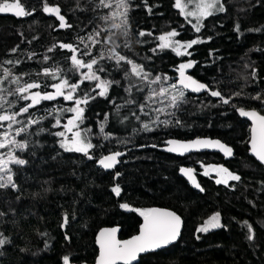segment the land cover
Masks as SVG:
<instances>
[{
  "label": "trees",
  "instance_id": "obj_1",
  "mask_svg": "<svg viewBox=\"0 0 264 264\" xmlns=\"http://www.w3.org/2000/svg\"><path fill=\"white\" fill-rule=\"evenodd\" d=\"M7 2L20 3L30 14L0 13V115L19 113L30 103L16 91L27 83L40 84L31 90L42 94L64 79L79 87L71 101L42 100L16 115L15 123L0 122V142L7 134L25 144L23 149L15 144L0 148L7 158V166L0 169V183L7 184L0 187V264H65V257L68 264H92L99 228L117 226L118 237L127 238L137 232L143 218L139 211L154 206L180 216L179 236L134 264H264V172L247 154L248 123L235 112L264 113V0H219L224 10L205 17L199 32L180 15L175 0H128L126 23L120 16L112 19L117 0H105L110 7L101 0ZM46 5L58 7L70 27L60 29L57 15L44 11ZM171 31L178 33L173 39L181 44L200 42L180 55L171 47L161 49L159 37ZM62 43L73 45L85 62L96 58L93 70L100 80L83 79L81 73L88 69H76L73 53L61 48ZM113 50L142 66L150 79L159 76L161 81L149 85L131 76L129 64L108 58ZM88 51L91 56L83 55ZM186 63L192 66L185 71L207 85L209 93L194 97L184 92L178 106L170 107L173 77ZM6 69L11 72L7 79ZM45 69L55 78L44 75ZM16 77L19 84L12 82ZM102 81L110 82L104 96L96 87ZM161 87L172 90L168 97L147 99ZM210 91L220 92L229 103ZM75 99L87 103L77 106ZM73 107L83 109L79 120L68 110ZM69 119L74 120L72 132L66 128ZM29 120L38 122L29 125ZM73 132L93 145L88 151L92 159L61 147ZM200 136L219 139L231 147L232 155L177 157L159 150L169 138ZM117 152L121 155L112 168L99 164ZM10 156L25 163L16 164ZM181 165L198 172L200 191L178 175ZM211 166L240 179L217 183L205 176ZM116 186L119 196L112 191ZM212 213L219 215L220 226L199 232Z\"/></svg>",
  "mask_w": 264,
  "mask_h": 264
},
{
  "label": "snow or ice",
  "instance_id": "obj_2",
  "mask_svg": "<svg viewBox=\"0 0 264 264\" xmlns=\"http://www.w3.org/2000/svg\"><path fill=\"white\" fill-rule=\"evenodd\" d=\"M188 2H191V0H186L185 3H181V0H175V6L180 10V13L184 15L185 17H193L196 20V24L193 25V27L196 29L197 32L200 30V25L203 20V18L210 16L213 14L212 10L216 8V5L219 3V0H195L194 4V11H186L188 7ZM101 4L105 7H110L109 4L105 3V0H101ZM116 12L112 13V19H115L117 16L123 17L122 23H126V17L128 13V0H117L116 2ZM220 11H223V6L219 8ZM14 12L15 15H27L30 13L25 12V10L22 8L21 4L18 2L9 3L7 0L5 2L0 3V13L2 12ZM44 11L46 13H54L57 15L58 19L60 20V27H66L70 25L65 24V19L62 15L59 14V8L58 7H49L45 6ZM105 22H107L108 17H104ZM120 25L113 24L112 27H119ZM99 35V32L97 33ZM141 36L145 35L144 32L140 33ZM178 33L176 31H171L167 33L166 36L159 37L161 44L160 48H172L173 51L176 52L177 55L181 54L180 49L181 48H191L192 45L200 42L198 40H192L190 42H187L186 44H181V42L174 40L173 38L176 37ZM91 39V37H90ZM100 42V41H96ZM61 48L68 49L70 52L73 53L71 55L70 59L73 64V66L76 69H84L87 68L88 72L81 73L82 78L86 80H100V77L96 75V72L93 70L94 65H97L98 61L96 58H92L90 62H85L84 60L77 57L76 49L71 44H60ZM87 47V46H86ZM15 51V49H13ZM49 51H52V49H49ZM83 55L91 56L92 53L90 51L83 53ZM116 59L117 64L119 65L121 61L129 64L131 66V76H135L138 80L146 81L149 85L154 84L161 81V77L157 76L154 79H150L149 74L144 71L143 67L135 64L133 61L129 60L127 57L118 54L115 52V50L112 51V54L108 57L109 59L112 58ZM101 59H103V54H101ZM7 63H11V61H8ZM192 66V63H186L181 64L179 67V74H180V80H179V86L176 84H172L170 87L174 91V94L170 95L169 98V106L170 107H177L178 104L182 101V98L184 97V92L182 89H190L193 92H199L201 90H208L207 86L203 83H200L193 79L190 76L185 75V69L190 68ZM99 71H103V68L98 69ZM11 75L10 70H5V79ZM44 75H53L55 78V75L51 73L48 69L44 70ZM125 75L128 76L129 73L126 70ZM164 80H167V77L163 78ZM13 83L19 84V78L16 77L12 80ZM82 82V81H81ZM110 82L108 81H102L101 83L97 84L96 87L100 88L101 91L98 93L100 96H104L107 93L108 85ZM114 83H119V81H115ZM40 84L33 82V83H27L24 86L18 87L16 91L21 94V98L25 100H30L31 103H29L27 106L22 107L20 109L19 113L12 114V115H0V122L3 121H9V122H16V115L27 113L29 111V108H32L33 106L40 103L42 100H54L57 96H63L65 100H73L74 99V93L76 89L79 87V83H72L70 84L67 79L61 80L59 83L52 85V87L55 89L53 93H40L35 92L31 95H24L25 93H28L31 89L39 88ZM65 89H68L67 92H65ZM210 95L213 97H220L222 102L224 104L229 103V99L224 98L220 92L218 91H210ZM239 95V93H237ZM156 96L160 97H168L169 96V88L161 87L158 91L157 90H151L150 96L147 98L148 100L154 99ZM147 102V101H146ZM161 103H164V100L160 101ZM81 103H87V100H81V99H75V104L78 106ZM131 103V101H129ZM0 107H2V104H0ZM143 107V106H142ZM69 111L75 113V120H79L81 117V114L83 112V109L79 107H73L71 109H68ZM157 111H162V109H157ZM239 114L241 116H246L250 118L253 122V128H252V137H251V150L252 154L256 157L257 160H259L261 163H264V115H259L255 111H245L243 109H238ZM38 121H32L29 120L28 124L31 125L33 123H37ZM57 124H59V121H57ZM74 126V120L69 119L68 125L66 126L67 130L69 132H72V127ZM146 129H148L147 124L144 125ZM9 128H11V123H9ZM25 129L22 127L20 129L16 130V135H20L21 132H23ZM151 130V129H148ZM56 135H59L61 137L64 136L63 132L56 133ZM6 144H15L16 147L23 149L25 147V144L23 143H17L14 139H9L7 134H5L4 142H0V148H3L6 146ZM168 144L170 147L167 149V151H188L191 148L198 147V146H204V147H216L224 152L226 156L231 155L232 150L231 148L225 146L219 141H210V140H196L193 141L190 144L185 143H179L177 141H168ZM61 147L65 148L66 151H76L84 153L85 155H88L89 149L93 147L91 143L85 142L80 137L79 132H73L72 138L70 142L66 141L61 144ZM121 153L117 152L109 156H105L103 159L99 161V164L102 165L104 168H112L116 163H118L117 157H119ZM9 159L19 165H23L25 161L23 159H18L15 157L10 156ZM88 159H92V156L88 155ZM217 171L226 173L227 178L233 179V180H239L240 177L233 175L232 173L228 172L227 169H217ZM181 172L188 174L189 178L191 179L190 173L191 170H185L181 169ZM119 175V174H117ZM8 181L11 182V176H8ZM217 183H221L222 180L218 179L216 181ZM0 187H7V184L0 183ZM15 187V185H13ZM112 191L119 196L120 194V188L119 186L113 187ZM121 208L135 211V209H130L127 204H121ZM139 214L144 218V223L141 225L140 228V234L138 236H134L132 239L127 241H119L115 238V232L116 229L111 230H103L99 234L98 237V244L100 246V255L97 260V264H132V261L136 260L139 253L151 251L157 248H160L164 245H167L171 242H173L177 236L179 235V229H180V218L175 215L172 212L164 211L160 209H148V210H140ZM219 217L214 216L209 221H206L204 226L198 229V231L206 232L209 230V228L219 227ZM249 231L251 232V227L249 226ZM248 239L251 240L252 236L249 235ZM4 243L3 240H0V245ZM65 264H68V258H64Z\"/></svg>",
  "mask_w": 264,
  "mask_h": 264
},
{
  "label": "water",
  "instance_id": "obj_3",
  "mask_svg": "<svg viewBox=\"0 0 264 264\" xmlns=\"http://www.w3.org/2000/svg\"><path fill=\"white\" fill-rule=\"evenodd\" d=\"M14 15H15V14H14ZM15 16H17V15H15ZM59 23H60V21H59ZM63 28H65V27H63ZM63 28L60 27V29H63ZM67 50H68V49H67ZM185 75H186V76H190L187 72H185ZM190 77H191V76H190ZM192 78H193V77H192ZM193 79H194V78H193ZM179 80H180V74H179V72H177V73L174 75V77H173V82H174V84H176L177 86H179ZM195 80H196V79H195ZM196 81H198V80H196ZM198 82H200V81H198ZM200 83H202V82H200ZM203 84H204V83H203ZM206 86H207V85H206ZM207 89H208V90H201V91H199V92H193V91H191L190 89H182V91L185 92V93L188 94V95H192V96H194V97H198V96L204 95V94H206V93H209V88L207 87ZM47 93H53V92H47ZM60 97H61V96H57L56 98H60ZM238 109H242V108H237V109H235V112H236L237 116L240 117V118H242V119H244V120L248 123V137H247V141H246L247 154H248L249 156H252V157L255 159V161L258 162V163L263 167V170H264V163H261L259 160H257L256 157L252 154V150H251V137H252L253 122H252V120H251L250 118H248V117H246V116H241V115L239 114ZM243 110H245V111H255V112H257L259 115H264V114L258 112V111L255 110V109H243ZM196 140L219 141V142H221L222 144H224L225 146L231 148L229 145L225 144L224 142L220 141V140L217 139V138H210V137H206V136H200V137H194V138H191V139H176V138H169V139H167L166 142H165V143L159 148V150L162 151V152H165V153L171 154V155H173V156H177V157H183V156L189 155V154H191V153H200V152L217 153V154H219V155H221V156L228 157V156H226V155L224 154V152L221 151L220 149H218V148H216V147H211V146H209V147L198 146V147H194V148L189 149L188 151H183V152H181V151H167V149L170 147V145L168 144V141H177V142H179V143L190 144V143H192L193 141H196ZM231 150H232V149H231ZM231 155H232V153H231ZM231 155H229V156H231ZM103 158H104V157H102L101 159H103ZM108 169H110V168H108ZM181 169L191 170V173H190L191 179L189 178V175H188V174H185V173L181 172ZM177 173H178V175H179L181 178H183V179L187 182V184H188L192 189L197 190V191H200V190H201V187H200L199 184H198V181H197L196 176H195V174H194V172H193V169H192L190 166L181 165V166L178 168ZM150 209H160V210H164V211H169V212L174 213L175 215H177V216L180 218V216H179L177 213H175L174 211H172V210H170V209H168V208L154 206V207H151ZM143 223H144V218H142V220H141V222H140V224H139V226H138L137 232L134 233L133 235L127 237V238H119V237H118V227H117V226H108V227H101V228H99V229L97 230V232L95 233V236H94V244H95V246H96V248H97V254H96V256H95L94 261H93L92 264H97V260H98L99 255H100V246H99L97 240H98V237H99V234L101 233V231L106 230V229H107V230L116 229V232H115V238H116L117 240H119V241H127V240L132 239L134 236H138V235L140 234V228H141V225H142ZM181 227H182V220H181V218H180V229H179V233H180ZM178 236H179V235H178ZM178 236H177V238H178ZM177 238H176L173 242H171V243H169V244H167V245H164V246H162V247H160V248H157V249H154V250H151V251H147V252H143V253H139L138 256H137V258H136V260L132 261V264H134V263L137 262L139 256L144 255V254L149 253V252H153V251H156V250H159V249L165 248V247H167V246L173 244V243L177 240Z\"/></svg>",
  "mask_w": 264,
  "mask_h": 264
},
{
  "label": "rangeland",
  "instance_id": "obj_4",
  "mask_svg": "<svg viewBox=\"0 0 264 264\" xmlns=\"http://www.w3.org/2000/svg\"><path fill=\"white\" fill-rule=\"evenodd\" d=\"M186 2V0H181V3H185ZM194 4H195V0H191V2H188V7H187V9H186V11H194L195 10V8H194ZM177 8V7H176ZM219 8H220V5H219V3L216 5V8L215 9H213L212 10V12L213 13H216V12H218L219 11ZM177 10L179 11V13H180V10L177 8ZM10 12H12V11H9V12H4V13H10ZM180 15L188 22V23H190L191 24V26L193 27V25L194 24H196V20H195V18H193V17H185L184 15H182L181 13H180ZM204 19V18H203ZM193 29L195 30V28L193 27ZM160 44H161V41H160ZM180 51H181V53L184 51V48H181L180 49ZM175 52V51H174ZM185 71V70H184ZM178 72H179V70H178ZM186 72V71H185ZM55 91V89L53 88V87H51V90L49 91V92H54ZM169 92H172V90L170 91V89H169ZM32 93H35L34 91H32V90H29V92L27 93V95H31ZM61 98L62 99H64L63 98V96H61ZM65 100V99H64ZM29 102L31 103V101L29 100ZM1 142H4V141H1ZM7 158H5V157H2L1 155H0V169H2V168H4L5 166H7ZM212 170V169H211ZM213 171V170H212ZM227 177V176H226ZM214 216H217L216 214H212V215H210L208 218H206L202 223H201V225L199 226V228L198 229H200L201 227H203L204 226V224H205V222L206 221H209L212 217H214ZM218 223H219V221H218ZM211 228V227H210ZM209 228V229H210ZM212 229V228H211Z\"/></svg>",
  "mask_w": 264,
  "mask_h": 264
},
{
  "label": "flooded vegetation",
  "instance_id": "obj_5",
  "mask_svg": "<svg viewBox=\"0 0 264 264\" xmlns=\"http://www.w3.org/2000/svg\"><path fill=\"white\" fill-rule=\"evenodd\" d=\"M14 14V13H13ZM262 114H264V113H262ZM221 156V155H220ZM222 157H224V156H222ZM228 157H230V156H228ZM254 161H255V159L252 157V156H250ZM256 162V161H255ZM258 163V162H257ZM259 164V163H258ZM260 165V164H259ZM186 166H190L192 169H193V167L191 166V165H186ZM261 166V165H260ZM262 167V166H261ZM213 171H212V170ZM217 169H219V167L217 168V167H214V166H211V167H209V171H208V173H207V175H205L206 177H208L209 179H211V180H214L215 182L218 180V179H220V180H222V182H227L228 181V179L229 178H227L226 176H227V174L226 173H222V172H219V171H217ZM262 170H263V167H262ZM193 172H194V170H193ZM263 172H264V170H263ZM196 173H198V172H194V174H195V176H196V179H197V175H196ZM197 181H198V179H197ZM187 183V182H186ZM199 183V182H198ZM189 186V185H188ZM212 214H216V215H218L217 213H212ZM211 214V215H212ZM209 217V216H208ZM207 217V218H208ZM218 217H219V215H218ZM201 225V224H200ZM199 225V226H200ZM219 225H220V220H219ZM199 228V227H198ZM214 228H216V227H214ZM211 229V228H210ZM209 229V230H210ZM213 229V228H212ZM199 232H201V231H199Z\"/></svg>",
  "mask_w": 264,
  "mask_h": 264
}]
</instances>
